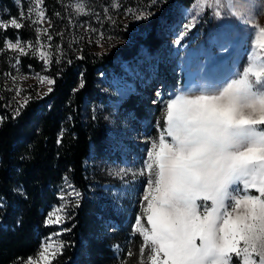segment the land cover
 Instances as JSON below:
<instances>
[{
    "label": "rangeland",
    "instance_id": "1",
    "mask_svg": "<svg viewBox=\"0 0 264 264\" xmlns=\"http://www.w3.org/2000/svg\"><path fill=\"white\" fill-rule=\"evenodd\" d=\"M78 2L80 0H43L46 19L35 25L31 23L36 19L34 11L31 20L20 19L21 13L29 14L34 0H14V9L0 15V22L16 18L24 25L20 29L9 26L4 30L6 34L14 32L15 36H5L0 49V94L5 108L14 110L25 98L48 90L50 85L46 81L42 83L40 77L53 79L54 65L69 62L83 53L98 55L120 47L131 50L136 46L130 57L113 59L95 72V86L101 99L89 105V109L103 119L108 152L104 156L91 152L85 158L90 196L111 207L125 220L127 218L133 231L145 184L144 177L133 173L140 172L151 141L158 138V122L163 124V105L152 101L158 100V92L162 93V100H167L182 91L212 90L221 79L233 78L246 65L255 33L226 11L221 19L211 10L198 14L195 0L186 5L177 0H159V3L153 0H83L86 15L73 11L72 5ZM249 2L253 5L252 18L264 26V0ZM162 9L164 15L155 26L162 43L154 51L148 50L140 40L150 29L149 20L154 12ZM139 14L147 18L137 19ZM193 17L195 26L177 45L175 41L184 32V24ZM36 28L41 31L38 33ZM18 38L26 55L5 47L6 40L15 43ZM219 38L227 44V52H221L219 45L213 43ZM34 49L49 54L47 67ZM73 190L78 192L66 179L59 201L53 204L46 219L55 209L63 207L66 211L72 205L77 198L69 195ZM58 231L50 232L37 249L50 236L59 241L58 236L53 235ZM141 244L142 238L138 236L132 244L133 249L137 247L135 256H129L128 251L120 264H139ZM38 250L32 257L38 258Z\"/></svg>",
    "mask_w": 264,
    "mask_h": 264
},
{
    "label": "snow or ice",
    "instance_id": "2",
    "mask_svg": "<svg viewBox=\"0 0 264 264\" xmlns=\"http://www.w3.org/2000/svg\"><path fill=\"white\" fill-rule=\"evenodd\" d=\"M42 4L43 0H34L29 14L21 13L20 19L31 20L34 11L31 23H42L46 19ZM194 6L198 14L211 10L217 19L226 11L250 27L255 40L246 65L233 78L221 79L212 90L182 91L167 100L158 92V100L152 101L163 105V124L158 122V138L151 141L140 172L133 173L145 178L133 226L142 238L139 264H264V26L252 18L249 0H195ZM72 8L78 15L88 14L83 0ZM194 19L184 24L177 45L195 26ZM9 26L24 25L16 18L0 22V28ZM222 39L213 43L227 52ZM5 47L27 54L19 38L15 43L6 40ZM34 51L47 67L49 54ZM40 80L55 82L44 76ZM26 104L27 98L15 116ZM69 195L79 197L75 190ZM66 218L59 207L45 224H60ZM63 248V241L50 236L41 243L38 258L29 257L24 264H52Z\"/></svg>",
    "mask_w": 264,
    "mask_h": 264
},
{
    "label": "trees",
    "instance_id": "3",
    "mask_svg": "<svg viewBox=\"0 0 264 264\" xmlns=\"http://www.w3.org/2000/svg\"><path fill=\"white\" fill-rule=\"evenodd\" d=\"M177 1L186 5L191 0ZM14 7V0H0V15ZM163 9L154 12L140 40L148 50L162 43L155 26ZM4 30L0 29V49L5 36H15ZM135 47L83 53L54 65L52 91L27 97L19 116V107L5 108L0 94V264H24L54 229L64 248L52 264H120L128 251L135 256L137 247L132 244L139 235L130 230L127 218L90 196L85 164L91 152H108L103 119L89 109L101 99L95 72L113 59L130 57ZM66 179L79 197L67 207L60 225L46 226L47 213L58 203Z\"/></svg>",
    "mask_w": 264,
    "mask_h": 264
}]
</instances>
